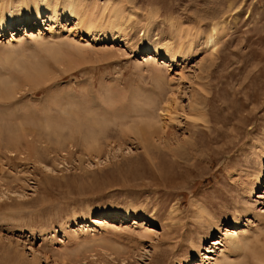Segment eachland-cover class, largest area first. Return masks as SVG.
<instances>
[{
	"label": "rangeland",
	"instance_id": "374dc122",
	"mask_svg": "<svg viewBox=\"0 0 264 264\" xmlns=\"http://www.w3.org/2000/svg\"><path fill=\"white\" fill-rule=\"evenodd\" d=\"M94 1L115 42L59 11L61 39L34 41L50 13L0 37V264H226L237 233L264 259V0Z\"/></svg>",
	"mask_w": 264,
	"mask_h": 264
},
{
	"label": "bare ground",
	"instance_id": "6f19581e",
	"mask_svg": "<svg viewBox=\"0 0 264 264\" xmlns=\"http://www.w3.org/2000/svg\"><path fill=\"white\" fill-rule=\"evenodd\" d=\"M81 0H63L62 1V4L60 6V8L58 7L57 8V4L54 0H28V2H21L19 5L15 6V8H13V10H9L7 12H2L0 13V37L4 34V32L7 31L8 27H14L13 29L14 30H18V25H21V24H27V23H30L31 20H35L36 21V26H41V20L42 18L45 16L46 13H50L52 15L54 21L53 23L49 24V30H50V34H49V38H45V34L43 31H39L38 34H36L35 36V40L37 43H46L49 42L50 40L52 39H61V34L59 32H57V30H54L53 29V26L54 24L57 23V21H55V18L54 17L58 11L60 12L59 14L62 15V19L65 20V25L69 26V34L72 35L73 33L75 32H80L81 35L83 37H88L89 40L91 41H101L100 43H103V44H106V42H115L117 40L116 36L114 38V35L118 32L119 34L120 33H123L124 34V31L126 30V25H124L123 23L122 24H119V17L118 16V11H117V8L115 5H113V7L110 9L108 7V14L106 16V19L107 21L105 22H99V18L98 16L96 17V19H91L90 20H84L83 16L84 15H80L78 16V13L81 12L79 11L78 12V6H81V4L79 5V3ZM96 1V0H95ZM94 1V2H95ZM106 2L108 0H105ZM20 6V7H19ZM94 6V5H93ZM107 8V4L103 7V10H101V14H100V17L103 18V12H104V9ZM84 11V10H83ZM86 11V10H85ZM84 11V12H85ZM83 13V12H82ZM87 14H85V18ZM89 16V14H88ZM90 18V17H89ZM98 20L99 23H96ZM97 29V31H95V33L93 34V29ZM31 30H32V27H31ZM92 31V32H91ZM26 32V31H25ZM179 32H180V29H179ZM91 33V34H89ZM98 33H102V35H98ZM114 33V34H113ZM14 34L16 35L17 33L14 32ZM28 34V33H27ZM34 32L30 31V34L29 35H26V36H33ZM123 34H120V35H123ZM126 34V33H125ZM181 34V32L179 33ZM25 35V34H24ZM183 37L185 36L184 34H182ZM221 30L216 27V26H213L210 30H209V34H207V36L205 37V40H204V43H203V46L205 48H208V46L210 47V45L213 44L214 46V49H215V41L218 37L221 38ZM181 36V35H180ZM149 37V36H148ZM179 37V36H178ZM73 38V37H72ZM182 38V37H180ZM13 39V38H12ZM219 39V38H218ZM179 41L182 42V40L179 39ZM218 42V41H217ZM217 45V43H216ZM160 46H163L164 47V50H170L171 49V42L170 40H166L165 42H163L162 44H158L156 42V40H151V38H147V44L145 46H143L142 48L145 49L146 51H149L148 55L149 57L148 58H155V56L157 55H161V56H164L165 59L169 60V61H172L174 62L175 61V55H177V51L173 54H164L162 52V50L159 49ZM212 47V46H211ZM141 48V49H142ZM211 49V48H210ZM152 52H153V55H152ZM161 58V57H160ZM166 61V60H165ZM168 62V61H167ZM6 85V84H5ZM91 85V84H90ZM2 88V87H1ZM92 89V88H91ZM91 90H89L88 92H90ZM91 93V92H90ZM93 95V94H91ZM90 95V96H91ZM2 96V95H1ZM0 96V97H1ZM95 96V95H94ZM3 98V97H2ZM93 98V97H92ZM90 98V99H92ZM77 100V99H76ZM54 102V101H53ZM57 102V101H56ZM93 102V101H92ZM71 105L73 103V100L72 102H70ZM79 103V102H78ZM91 103V102H90ZM94 103V102H93ZM92 103V104H93ZM74 104V103H73ZM81 104V103H80ZM80 104H77L75 103L74 106H79ZM82 106L83 109L85 108L84 106V103H82ZM89 104V103H88ZM97 104V103H96ZM95 104V105H96ZM55 105V104H54ZM53 106V105H52ZM56 106V105H55ZM73 105L71 106L72 108L74 107ZM76 106V107H77ZM79 106V108H80ZM91 106V104H89V107ZM2 107V106H1ZM54 107V106H53ZM69 107V110H70V106ZM75 107V108H76ZM88 107V108H89ZM3 108V107H2ZM2 108L0 110H2ZM66 108V107H65ZM62 109V108H61ZM78 110V108H76ZM75 109V110H76ZM93 109V108H92ZM91 109V110H92ZM68 114L67 115H73L74 114L72 113V111L68 112V108L66 109ZM72 110V109H71ZM74 110V109H73ZM74 110V111H75ZM89 110V111H91ZM95 110V109H94ZM93 110V111H94ZM64 111V110H63ZM73 111V112H74ZM79 111V110H78ZM33 112V111H32ZM81 112V110H80ZM87 113V112H86ZM96 113V112H95ZM81 114V113H80ZM101 114V113H100ZM85 115V114H84ZM98 115V114H97ZM76 116H79L78 114ZM50 117V116H49ZM72 117V116H71ZM47 118V117H46ZM74 118V117H73ZM1 119V118H0ZM34 119V118H33ZM84 119V118H83ZM89 119V118H88ZM20 120V119H19ZM49 120V119H47ZM5 121V120H4ZM24 121V120H23ZM46 121V120H45ZM44 121V122H45ZM56 121V120H55ZM111 121V120H110ZM45 124V123H44ZM149 126V125H147ZM78 127V126H77ZM12 128V127H11ZM140 128V127H139ZM147 128V127H146ZM150 128V127H149ZM148 128V129H149ZM141 129V128H140ZM60 130V129H59ZM28 131V130H27ZM134 131V130H133ZM141 130L137 129L136 127V133L139 132ZM150 131V130H149ZM146 132V131H145ZM142 134V132H140ZM151 135V134H150ZM137 136V135H136ZM192 144V143H191ZM176 155V154H175ZM177 156V155H176ZM184 156V155H183ZM180 158V157H179ZM184 160V159H183ZM256 183V186L258 187V181L257 182H254ZM256 187V188H257ZM109 216V215H108ZM116 217V216H115ZM138 217V216H137ZM125 218V217H124ZM123 218V220H124ZM129 218V217H128ZM142 219V218H141ZM235 219V217L233 218ZM128 220L127 219V216H126V219L125 221ZM139 220V219H138ZM237 220V221H236ZM234 221V224H236L239 220L236 219ZM98 221V220H97ZM100 223L104 222L105 221L103 220H100L99 221ZM233 222V221H232ZM125 223V222H124ZM127 223V222H126ZM240 225V224H239ZM235 228V227H234ZM238 228V227H237ZM247 235V234H246ZM253 238V237H252ZM251 239H249V237L245 236L244 233L243 234H236L235 236H232L230 237V240L228 242V248L230 250L228 251H231L234 259L231 258V256H225L226 260L228 261H224L226 264H264V259H259L258 257L253 256L252 257H247L248 255L244 253L245 251V248L246 246H248V242H250ZM226 246V245H225ZM229 253V252H228ZM250 253V252H249ZM237 255V256H236ZM224 257V256H223ZM243 257L241 260L240 258ZM224 258V259H225ZM222 260V259H221ZM219 259V261H221ZM218 261V262H219ZM197 264H200L199 262ZM216 264V263H215ZM224 264V263H223Z\"/></svg>",
	"mask_w": 264,
	"mask_h": 264
}]
</instances>
